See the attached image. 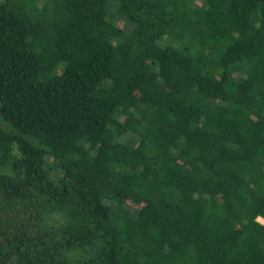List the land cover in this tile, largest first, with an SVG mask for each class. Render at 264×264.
<instances>
[{
    "label": "trees",
    "instance_id": "16d2710c",
    "mask_svg": "<svg viewBox=\"0 0 264 264\" xmlns=\"http://www.w3.org/2000/svg\"><path fill=\"white\" fill-rule=\"evenodd\" d=\"M0 118V264H264V0H0Z\"/></svg>",
    "mask_w": 264,
    "mask_h": 264
},
{
    "label": "rangeland",
    "instance_id": "374dc122",
    "mask_svg": "<svg viewBox=\"0 0 264 264\" xmlns=\"http://www.w3.org/2000/svg\"><path fill=\"white\" fill-rule=\"evenodd\" d=\"M112 12L114 13V20H116L117 24H119L122 28L124 29H128L130 27V23L127 20L126 17H124L121 13L118 12L116 7H112ZM0 124L2 125H6L0 118ZM132 208L134 209L135 207L132 206ZM136 209V208H135ZM261 221H264L263 218H260Z\"/></svg>",
    "mask_w": 264,
    "mask_h": 264
},
{
    "label": "bare ground",
    "instance_id": "6f19581e",
    "mask_svg": "<svg viewBox=\"0 0 264 264\" xmlns=\"http://www.w3.org/2000/svg\"><path fill=\"white\" fill-rule=\"evenodd\" d=\"M259 218H261V217H259Z\"/></svg>",
    "mask_w": 264,
    "mask_h": 264
}]
</instances>
